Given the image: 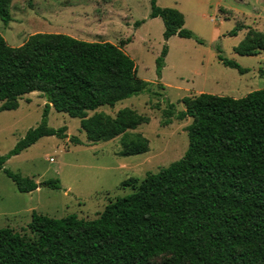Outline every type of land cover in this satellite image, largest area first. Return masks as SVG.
Here are the masks:
<instances>
[{"label":"trees","instance_id":"1","mask_svg":"<svg viewBox=\"0 0 264 264\" xmlns=\"http://www.w3.org/2000/svg\"><path fill=\"white\" fill-rule=\"evenodd\" d=\"M12 1L0 0L5 26L12 21ZM156 1L150 0V18L162 19L164 40L193 38L183 28L180 12L159 8ZM126 43L36 33L11 47L0 35V112L17 110L19 100L34 92L47 100L40 124L0 155V170L41 138L66 137V127H48L51 108L78 119L90 144L120 137L123 156L147 151V139L132 132L145 118L127 107L114 116L98 111L113 109L149 88L124 53ZM261 52L264 33L253 30L234 48L240 56ZM166 55L163 47L156 59L159 78ZM218 59L240 74L247 72L233 61ZM182 103L184 111L175 113L172 104L163 111L165 124L191 119L181 159L141 181H123L121 187L132 192L109 202L94 220L32 212L26 227L31 238L0 229V264H264V89L242 98L200 93ZM4 173L21 193L38 189L33 179ZM42 184L60 188L56 180Z\"/></svg>","mask_w":264,"mask_h":264},{"label":"rangeland","instance_id":"2","mask_svg":"<svg viewBox=\"0 0 264 264\" xmlns=\"http://www.w3.org/2000/svg\"><path fill=\"white\" fill-rule=\"evenodd\" d=\"M156 6L180 12L183 28L193 38L173 36L165 41L162 19L150 18V0L12 1V21L5 26L0 20V35L11 47L21 46L36 33L65 34L114 45L130 40L123 51L134 62L137 77L150 83L149 88L113 109L102 107L98 111L114 116L125 107L134 110L146 122L132 132L141 134L148 143L145 153L123 156L120 137L90 144L78 119L51 108L48 127H66V137L41 138L4 164L0 170V229L10 228L31 238L26 227L32 212L55 219L67 215L96 219L109 202L132 192L121 187L123 181H141L146 174L157 173L183 157L191 119L165 124L163 111L169 104L179 113L185 110V97L207 93L242 98L264 89V53H234L250 30L264 33V0H157ZM237 27V35H229ZM163 47H167V55L159 78L156 59ZM219 57L247 72L240 74L224 66ZM46 101L34 92L19 100L17 110L0 112V155H6L28 130L40 124ZM4 170L33 179L40 187L21 193ZM48 180L58 181L60 188L44 186Z\"/></svg>","mask_w":264,"mask_h":264},{"label":"crops","instance_id":"3","mask_svg":"<svg viewBox=\"0 0 264 264\" xmlns=\"http://www.w3.org/2000/svg\"><path fill=\"white\" fill-rule=\"evenodd\" d=\"M80 40V39H79ZM95 43H104V42H95ZM31 94H33V93H31ZM30 95V94H29ZM25 96H27V95H25ZM110 142V141H109Z\"/></svg>","mask_w":264,"mask_h":264},{"label":"water","instance_id":"4","mask_svg":"<svg viewBox=\"0 0 264 264\" xmlns=\"http://www.w3.org/2000/svg\"><path fill=\"white\" fill-rule=\"evenodd\" d=\"M40 187V185H38V188Z\"/></svg>","mask_w":264,"mask_h":264}]
</instances>
